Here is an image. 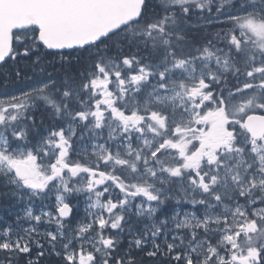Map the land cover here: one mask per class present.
<instances>
[{
  "label": "snow or ice",
  "instance_id": "1",
  "mask_svg": "<svg viewBox=\"0 0 264 264\" xmlns=\"http://www.w3.org/2000/svg\"><path fill=\"white\" fill-rule=\"evenodd\" d=\"M22 61L0 264H264V0H0Z\"/></svg>",
  "mask_w": 264,
  "mask_h": 264
},
{
  "label": "trees",
  "instance_id": "2",
  "mask_svg": "<svg viewBox=\"0 0 264 264\" xmlns=\"http://www.w3.org/2000/svg\"><path fill=\"white\" fill-rule=\"evenodd\" d=\"M148 2L150 5H155L157 0H148ZM149 10L151 11L152 9L150 8ZM17 71H20L22 74L19 79L16 77ZM25 74L28 76L32 75V68L26 61H22L18 64L9 63L6 65H0V93L12 92V90L14 91L12 85L27 84L28 81L24 78ZM0 191H3V189H0ZM2 203L6 205L7 201L2 199ZM122 246L126 247V242H122ZM144 259L147 261V257H144ZM44 264H57L56 257L53 256L46 258Z\"/></svg>",
  "mask_w": 264,
  "mask_h": 264
},
{
  "label": "rangeland",
  "instance_id": "3",
  "mask_svg": "<svg viewBox=\"0 0 264 264\" xmlns=\"http://www.w3.org/2000/svg\"><path fill=\"white\" fill-rule=\"evenodd\" d=\"M26 90V89H25ZM20 91L17 92H12V93H0V98H4L6 96H10L12 94H19ZM6 211H7V207L4 205V203H2V199H0V215H5L6 216ZM78 213L80 216L84 215V202L81 200V203L78 206ZM123 242H126L127 244V239H124Z\"/></svg>",
  "mask_w": 264,
  "mask_h": 264
},
{
  "label": "bare ground",
  "instance_id": "4",
  "mask_svg": "<svg viewBox=\"0 0 264 264\" xmlns=\"http://www.w3.org/2000/svg\"><path fill=\"white\" fill-rule=\"evenodd\" d=\"M193 22H195V17H193ZM196 30L195 29H193L192 30V34L193 35H195V32ZM12 88L14 89V90H16L15 92H17V91H21V89H26L27 88V84H25V85H23V84H19V85H12ZM13 91V90H12ZM6 207H7V204L5 205Z\"/></svg>",
  "mask_w": 264,
  "mask_h": 264
}]
</instances>
